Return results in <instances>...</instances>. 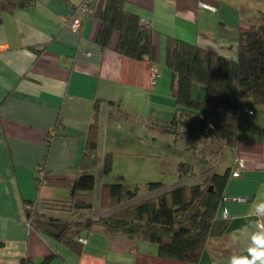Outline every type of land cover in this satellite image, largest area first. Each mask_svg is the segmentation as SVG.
<instances>
[{"label":"crops","instance_id":"obj_1","mask_svg":"<svg viewBox=\"0 0 264 264\" xmlns=\"http://www.w3.org/2000/svg\"><path fill=\"white\" fill-rule=\"evenodd\" d=\"M83 1L37 0L14 13H0V264H19L24 257L34 264H44L46 257H52L47 264H188L160 256L156 243L112 235L102 226L77 236L86 238L77 253L54 236L35 230L26 203H35L56 221L90 216L89 210L73 212L67 183L72 184L80 173L97 101L99 160L92 173H105L106 157L111 154L107 171L119 168L112 183L154 182L158 136L178 141L151 126L155 120H171L177 108L175 78L166 65L169 37L236 59L239 29L261 24L264 0H124L126 9L154 31L155 64L118 53V32L102 48L97 43L100 22L80 9ZM68 18L80 19L82 30L69 29ZM153 65L158 68L154 82ZM193 94L200 99L204 90L195 85ZM133 124L136 134L130 132ZM125 127L136 150L117 148ZM188 156L189 151L184 161L190 160ZM240 162L241 176L234 177L232 171ZM40 165L48 179L38 187ZM228 169L218 213L227 220L228 230L208 241L199 264H229L234 253L247 255L248 236L241 235L238 242L232 237L254 230L248 226L259 218L249 211L256 197L264 200V105L242 101L237 142L225 150L213 170ZM199 179H179L173 186Z\"/></svg>","mask_w":264,"mask_h":264},{"label":"trees","instance_id":"obj_2","mask_svg":"<svg viewBox=\"0 0 264 264\" xmlns=\"http://www.w3.org/2000/svg\"><path fill=\"white\" fill-rule=\"evenodd\" d=\"M36 2L0 0V13H14ZM91 16L100 22L97 43L102 48H107L113 34L118 32V53L136 61L156 63L153 29L142 23L138 14L128 11L124 0H96L91 7ZM261 20L257 27H240L236 59L220 56L174 37L168 39L166 65L175 78L173 95L177 108L171 120H155L151 126L178 139L189 140L191 150L202 143L213 145L207 154L198 157L196 164L193 151H189L190 160L177 165V174L182 180L196 177L200 165L198 182L179 183L170 189L160 181L148 182L147 191L156 193L129 205L127 203L141 193L139 187L133 188L123 183L105 184L101 190L100 204L103 210L111 212L97 220L89 216L82 220L66 221V228L59 235L49 230V225L56 221L53 217L40 212L38 207L28 209L34 203H26L31 226L54 236L77 253H81L83 246L77 241V236L90 233L95 226H102L112 235L124 234L156 243L160 256L199 264L208 241L228 230L227 220L220 218L218 213L230 171L218 173L213 169L225 150L233 148L237 142L238 113L242 101L251 100L255 106L264 105V15ZM195 85L204 90V96L200 99L194 97ZM99 102L94 105L80 173L72 184L67 183L71 186L74 213L90 211L94 206L92 190L95 178L92 171L99 160ZM109 155L106 157L105 171L111 168ZM47 179V176L43 179L36 177L37 186H42ZM2 245L0 242V248ZM51 260L52 257H46L43 263ZM19 264H34V261L24 257Z\"/></svg>","mask_w":264,"mask_h":264},{"label":"rangeland","instance_id":"obj_3","mask_svg":"<svg viewBox=\"0 0 264 264\" xmlns=\"http://www.w3.org/2000/svg\"><path fill=\"white\" fill-rule=\"evenodd\" d=\"M199 96V95H198ZM197 96V98H199ZM136 124H133V126L130 129V132L136 134L138 131L135 127ZM122 132V131H121ZM126 132V127L124 132L121 133V138L119 143H118V150H136L137 144L133 141V135L132 136H127ZM128 138L132 139L128 141ZM191 146V142L187 139H178L177 142L174 141V138H161L158 136V139L156 140L154 144V149L158 156L160 157V162L157 161L159 157L156 158L155 163H156V169H155V175L151 181H160L164 183L165 187L170 188L172 187L176 182L179 181V176L177 174V165L181 161L185 160V155L188 153V151H193L194 155V164L197 163L198 157L202 156V154H207L210 149L213 147V145H205L204 143L200 144L197 147H194L193 150L189 148ZM188 147L187 150L184 148ZM193 147V146H192ZM211 147V148H210ZM199 151V152H198ZM187 152V153H186ZM168 159H166V155ZM108 157V156H107ZM111 159V166H112V161H113V156L109 155ZM190 159V156H188ZM116 166V163L114 164ZM159 165V167H158ZM200 170L201 166H198V169L195 173L197 175L196 177H200ZM119 171V168L117 170L116 167H113L112 171H106L105 173L103 172H95L93 173L95 176V183H94V188L92 190V197H93V209L89 211V214L91 217H93L95 220L99 219L102 216L107 215L111 211L109 210H103L101 208L100 200H101V190L105 184H112L111 180L113 179V175H115ZM193 180H196V177L192 176ZM146 183H138L136 185H133L132 187H139L142 191L141 193L135 197L132 201L128 202L127 205L135 202H140L149 196L154 195V193H150L146 189ZM124 206V205H123Z\"/></svg>","mask_w":264,"mask_h":264},{"label":"clouds","instance_id":"obj_4","mask_svg":"<svg viewBox=\"0 0 264 264\" xmlns=\"http://www.w3.org/2000/svg\"><path fill=\"white\" fill-rule=\"evenodd\" d=\"M249 213L259 218L257 222L248 226L254 230L250 233L242 231L232 237L234 242H238L241 235L248 236L249 243L245 249L247 255L234 253L230 257L229 264H264V200L256 197Z\"/></svg>","mask_w":264,"mask_h":264},{"label":"built area","instance_id":"obj_5","mask_svg":"<svg viewBox=\"0 0 264 264\" xmlns=\"http://www.w3.org/2000/svg\"><path fill=\"white\" fill-rule=\"evenodd\" d=\"M96 0H84L83 3L80 5V9L88 16H91V7L95 4ZM200 6L203 8H207L210 10H215V7L207 4V3H200ZM66 25L69 29H71L74 32H79L82 30V21L78 18H68L66 20ZM158 77V68L156 65H153L152 67V73H151V80L154 82ZM53 134V133H52ZM242 162L239 163L238 169H234L232 171V176L239 177L241 176L240 168L242 167ZM46 176L45 168L43 165H40L37 169V178L43 179ZM38 206L34 203L33 205L28 206V209L35 210ZM40 209V212H45L42 210V208L38 207ZM71 209L74 210L73 204L71 205ZM226 213H224L225 215ZM30 222V219H28ZM77 241L81 244H84L86 242V238L84 237H77Z\"/></svg>","mask_w":264,"mask_h":264},{"label":"water","instance_id":"obj_6","mask_svg":"<svg viewBox=\"0 0 264 264\" xmlns=\"http://www.w3.org/2000/svg\"><path fill=\"white\" fill-rule=\"evenodd\" d=\"M66 223L63 221H54L49 225V230L54 235H59L66 228Z\"/></svg>","mask_w":264,"mask_h":264}]
</instances>
